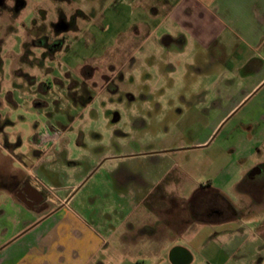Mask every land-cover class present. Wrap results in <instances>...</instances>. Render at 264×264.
Here are the masks:
<instances>
[{
    "label": "rangeland",
    "instance_id": "rangeland-1",
    "mask_svg": "<svg viewBox=\"0 0 264 264\" xmlns=\"http://www.w3.org/2000/svg\"><path fill=\"white\" fill-rule=\"evenodd\" d=\"M2 1L0 212L15 214V229L23 205L12 195L22 182L37 183L46 199L70 193V210L106 235L145 208L177 224L191 207L199 211L191 203L213 195L209 183L224 185L222 194L234 199L236 186L245 185L242 173L264 163V42L251 51L236 39L218 62L199 61L202 74L187 68L195 63L189 55L172 75L165 55L158 70L142 60L131 70L136 92L122 91L115 89L122 61L115 49L140 17L137 0ZM91 65L98 69L82 71L91 80L77 76L76 83L72 69L80 74ZM47 132L60 138L41 147ZM201 256L194 253L192 264Z\"/></svg>",
    "mask_w": 264,
    "mask_h": 264
},
{
    "label": "crops",
    "instance_id": "crops-1",
    "mask_svg": "<svg viewBox=\"0 0 264 264\" xmlns=\"http://www.w3.org/2000/svg\"><path fill=\"white\" fill-rule=\"evenodd\" d=\"M137 1L140 17L131 27L132 34L118 38L115 49L122 59L117 70L120 85L116 90L132 88L136 92L138 84L131 70L141 66L145 59L151 62L150 69L158 70L156 63L165 55L167 70L172 75L179 69L178 62L189 55L195 63L187 68L202 74L199 61L218 62L227 55V48L236 39L242 40L251 51H258L256 46L264 42V0ZM111 58L108 56L107 66L115 67ZM84 69L97 70L98 66L83 67L80 74L72 69L76 83H79L77 76L91 80L92 75H82ZM151 76L149 73L143 76L144 86L150 90ZM130 77L132 83L128 81ZM256 87L259 84L239 100L233 110ZM260 166L264 163L242 173V177L250 181L244 188L236 186L234 199L222 194L224 185L209 183L208 189H212L213 195L191 203L199 206V211L193 214L194 206L191 207L186 214L176 216L177 224L170 222V215H159L154 209L145 208L143 214L125 216L121 224L106 235L107 230L97 231L89 220L70 210V193L55 196V199L45 198V203L56 205L50 211L31 208L17 194L22 182L12 195L23 205L19 208L21 215H16L21 217L20 227L15 229L11 223L15 214L0 212V264H146L150 259L152 264H168V261L172 264L169 257L175 247H183L192 254L190 264L194 253L202 255L200 264H264V173L258 171ZM32 187L42 194L37 183ZM148 188L152 192L156 189ZM139 191L137 208L141 210L146 198L141 187ZM23 207L31 213H25ZM161 237L168 243L164 244ZM178 239L184 240L187 246L173 243ZM143 243L146 244L142 248Z\"/></svg>",
    "mask_w": 264,
    "mask_h": 264
},
{
    "label": "water",
    "instance_id": "water-1",
    "mask_svg": "<svg viewBox=\"0 0 264 264\" xmlns=\"http://www.w3.org/2000/svg\"><path fill=\"white\" fill-rule=\"evenodd\" d=\"M1 5H3L2 0H0V6ZM27 189L31 190L35 195L39 197V200L37 203H41L44 200L42 194L39 191H37L34 187H32L31 185L29 184L26 185L25 190ZM169 259L172 264H190L193 260V257H192V254L187 249L183 247H175L170 252Z\"/></svg>",
    "mask_w": 264,
    "mask_h": 264
},
{
    "label": "flooded vegetation",
    "instance_id": "flooded-vegetation-1",
    "mask_svg": "<svg viewBox=\"0 0 264 264\" xmlns=\"http://www.w3.org/2000/svg\"><path fill=\"white\" fill-rule=\"evenodd\" d=\"M260 167H262V168H260V170H258V171H262L261 174H263L264 173L263 172L264 166H260ZM249 181H250V179L246 178L243 183L247 184V182H249ZM26 185H28V184H24L21 187L17 188V194L20 197H22L26 202H28L29 205L31 206V208H40V207L47 208L45 206V197L43 196V194H42V196H43L44 200L41 203H37L39 200V197L37 195H35L29 189L25 190ZM193 214H196V213L194 212Z\"/></svg>",
    "mask_w": 264,
    "mask_h": 264
},
{
    "label": "built area",
    "instance_id": "built-area-1",
    "mask_svg": "<svg viewBox=\"0 0 264 264\" xmlns=\"http://www.w3.org/2000/svg\"><path fill=\"white\" fill-rule=\"evenodd\" d=\"M59 138H60L59 133L47 132L46 134L40 137V145L41 147L55 145L58 142Z\"/></svg>",
    "mask_w": 264,
    "mask_h": 264
}]
</instances>
